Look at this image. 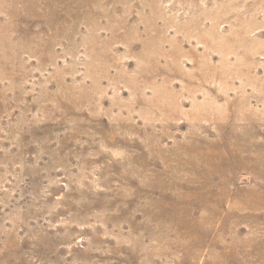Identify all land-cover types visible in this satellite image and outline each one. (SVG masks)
Instances as JSON below:
<instances>
[{
  "label": "rangeland",
  "instance_id": "374dc122",
  "mask_svg": "<svg viewBox=\"0 0 264 264\" xmlns=\"http://www.w3.org/2000/svg\"><path fill=\"white\" fill-rule=\"evenodd\" d=\"M0 264H264V0H0Z\"/></svg>",
  "mask_w": 264,
  "mask_h": 264
}]
</instances>
